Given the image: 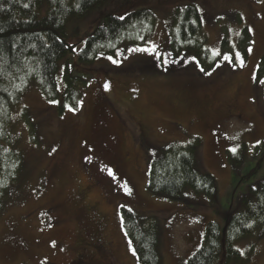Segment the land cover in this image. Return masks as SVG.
<instances>
[{"label": "rangeland", "instance_id": "rangeland-1", "mask_svg": "<svg viewBox=\"0 0 264 264\" xmlns=\"http://www.w3.org/2000/svg\"><path fill=\"white\" fill-rule=\"evenodd\" d=\"M127 1L106 0L70 20L68 40L76 53L59 61V99L50 101L37 84H29L14 108L7 129L23 169L0 214V264H72L78 231L85 236L96 231V215L83 211L80 189L111 217L113 264H140L123 227L122 207L147 226H158L163 264H187L207 224L217 223L224 232L230 213L264 183V84L258 82L264 80V71L258 75L264 0H137L142 5L130 13L151 11V36L81 63L78 52L87 37ZM188 6L200 11L207 47L221 58L208 69L171 48L178 11ZM245 27L252 36L247 59L239 47ZM75 78L85 83L71 85ZM69 88L79 94L76 107ZM193 141L199 143L198 166L217 180L216 199L189 189L179 201L153 195L147 188L152 160L171 144ZM243 146L244 160L234 165L229 154ZM251 230L234 243L242 261L231 264H264V225Z\"/></svg>", "mask_w": 264, "mask_h": 264}, {"label": "trees", "instance_id": "trees-1", "mask_svg": "<svg viewBox=\"0 0 264 264\" xmlns=\"http://www.w3.org/2000/svg\"><path fill=\"white\" fill-rule=\"evenodd\" d=\"M105 1L0 0V214L12 188L17 186L23 169V158L13 149V139L7 129L14 108L20 106L29 84H37L48 100L59 99L56 77L59 61L70 53H76L68 40L67 24L72 19L84 17ZM141 5L137 0H128L116 13L105 15L103 26L87 37L78 52L79 61L92 63L102 50H113L123 42L142 44L151 36L155 24L151 11L142 8L130 13ZM251 39L249 28H243L239 47L244 59H247ZM170 44L176 55L187 52L204 69L213 67L221 59L212 56L207 47L203 16L195 6L178 11L170 34ZM229 47V40L225 37L222 49L226 51ZM69 70L67 68L64 72L65 79ZM263 71L264 59L258 75ZM71 80V85L75 81L85 83L77 78ZM67 95L70 105L76 107L79 94L69 88ZM27 113L26 109H22L23 116ZM24 121L31 133H35L32 123ZM198 145V141H193L186 145L171 144L161 150L150 165L148 190L153 195L171 201L182 200L188 189L215 200L217 180L198 166ZM242 148L237 154H229L234 165H240L244 160L245 146ZM120 214L139 263L163 264L158 226L155 223L147 226L145 220L125 207L121 208ZM256 224L264 225V183L257 189L251 188L238 209L230 213L224 232L217 223L207 224L202 245L187 264H231L233 261H242L241 253L234 243L249 236ZM92 264L99 263L95 261ZM110 264H113L112 258Z\"/></svg>", "mask_w": 264, "mask_h": 264}, {"label": "flooded vegetation", "instance_id": "flooded-vegetation-1", "mask_svg": "<svg viewBox=\"0 0 264 264\" xmlns=\"http://www.w3.org/2000/svg\"><path fill=\"white\" fill-rule=\"evenodd\" d=\"M232 107L230 104L229 108ZM78 196L81 198L82 209L87 215L95 213L96 224L95 233L83 235L80 231L77 233V244L75 246V257L72 264H92L97 261L99 264H110L111 256L114 252L113 242L107 236L109 230L110 215L101 210L95 201L88 198L89 194L84 189H80Z\"/></svg>", "mask_w": 264, "mask_h": 264}, {"label": "snow or ice", "instance_id": "snow-or-ice-1", "mask_svg": "<svg viewBox=\"0 0 264 264\" xmlns=\"http://www.w3.org/2000/svg\"><path fill=\"white\" fill-rule=\"evenodd\" d=\"M249 51H251V49H249ZM226 59H228L227 57H226ZM237 59H239V54H237ZM115 62V61H114ZM241 63H243V61H241ZM202 71H203V69H201ZM258 82L260 83V84H264V80H258ZM107 87V86H106ZM70 110H72V109H70ZM232 151H233V153H235V149H232ZM109 175H112V173H111V171H109ZM241 254H243V253H241Z\"/></svg>", "mask_w": 264, "mask_h": 264}]
</instances>
